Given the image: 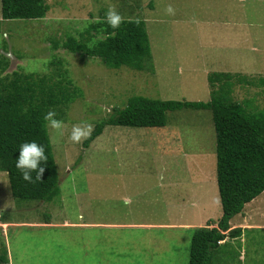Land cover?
<instances>
[{
    "label": "rangeland",
    "instance_id": "obj_1",
    "mask_svg": "<svg viewBox=\"0 0 264 264\" xmlns=\"http://www.w3.org/2000/svg\"><path fill=\"white\" fill-rule=\"evenodd\" d=\"M47 3L43 18L6 20L0 2V54L9 58L3 73L51 74L59 65L49 60L59 58L81 95L65 109L62 134L48 127L60 188L53 200H16L0 171V247L10 264H189L195 228L216 226L222 216L211 110L168 111L163 127L106 125L87 147L68 136L80 122L93 130L133 95L207 102L219 88L209 82L215 72L237 77L233 100L252 114L264 111V0ZM109 7L145 22L152 68H109L63 48L69 35L101 38L89 26ZM257 220L264 226V218L248 223L237 215L231 226ZM210 264H264V228L214 248Z\"/></svg>",
    "mask_w": 264,
    "mask_h": 264
},
{
    "label": "trees",
    "instance_id": "obj_2",
    "mask_svg": "<svg viewBox=\"0 0 264 264\" xmlns=\"http://www.w3.org/2000/svg\"><path fill=\"white\" fill-rule=\"evenodd\" d=\"M3 19H39L47 15V0H0ZM104 17V16H103ZM102 18V17H101ZM103 36L81 39L68 36L63 48L98 57L109 68L127 66L131 69L152 68L151 46L145 22L139 19H122L118 28H111L102 18L89 26ZM90 32L89 29H85ZM58 43L55 41L54 46ZM57 59V57H55ZM8 57L0 54V171L6 172L12 196L18 201L53 200L60 192L56 162L44 114L51 110L55 118L65 119V109L77 96L78 87L68 78L58 58L49 60L59 67L50 73L38 74L16 69L3 73ZM235 75L215 72L209 82L218 83L209 101L161 100L143 95H133L123 108H115L111 115L98 122L84 140V146L102 133L106 125L132 127H163L167 112L184 108L209 109L216 132V174L222 216L216 226L195 228L190 245L189 264H210L211 251L229 240L240 238L246 230L256 228H231L230 221L244 213L246 204L264 191V111L252 114L250 105L231 97ZM238 80V79H237ZM247 81V76L239 81ZM264 110V109H263ZM35 140L45 149L46 162L40 180L33 182L21 178L15 167L18 147L22 142ZM34 177V173L32 174ZM5 223V222H4ZM262 230V229H259ZM0 264H10L7 248L0 247Z\"/></svg>",
    "mask_w": 264,
    "mask_h": 264
},
{
    "label": "clouds",
    "instance_id": "obj_3",
    "mask_svg": "<svg viewBox=\"0 0 264 264\" xmlns=\"http://www.w3.org/2000/svg\"><path fill=\"white\" fill-rule=\"evenodd\" d=\"M165 12L168 14L173 13V8L168 5L165 8ZM95 17L88 21L89 23L95 21ZM104 21L111 28H118L122 22L121 15L113 8L109 7L104 13ZM6 36V34H5ZM25 71H31V68H26ZM56 113L54 111H47L44 114L43 119L47 122L46 126L52 130L62 134L63 121L55 118ZM92 126L87 122H80L79 124H73L71 127L68 139L76 144L82 140L87 139L91 134ZM18 156L15 158V167L19 170L21 178L28 182H33V179L40 180L41 175L44 172L42 166L46 162L45 149L42 144H38L35 140L22 142L18 147ZM35 174L34 177L32 174ZM125 203L128 200L125 198Z\"/></svg>",
    "mask_w": 264,
    "mask_h": 264
},
{
    "label": "crops",
    "instance_id": "obj_4",
    "mask_svg": "<svg viewBox=\"0 0 264 264\" xmlns=\"http://www.w3.org/2000/svg\"><path fill=\"white\" fill-rule=\"evenodd\" d=\"M263 208H264V196H262V193H261V195L257 196L255 199H253L251 202H249L248 204L245 205V207L243 209L244 213L242 212V213L237 214V215L239 216L241 221H246L249 223L251 221H254L255 217L264 218V215H262L261 213L257 214V211H256V210L261 211ZM236 216H234V217H236ZM232 219L230 221V225L232 224L231 223ZM199 221H201L200 216L193 217V222H199ZM257 222H258V220L255 222V225L248 226L246 228H264V226L262 224H256ZM231 227L234 228L233 226H231ZM237 227H240V226H237ZM228 238L229 237H227L226 240L230 239V238L229 239Z\"/></svg>",
    "mask_w": 264,
    "mask_h": 264
}]
</instances>
